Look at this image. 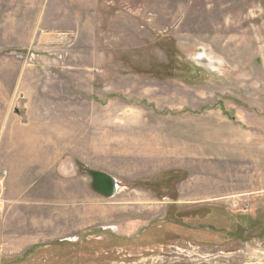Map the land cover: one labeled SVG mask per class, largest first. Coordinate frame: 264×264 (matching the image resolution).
<instances>
[{"label":"rangeland","instance_id":"1","mask_svg":"<svg viewBox=\"0 0 264 264\" xmlns=\"http://www.w3.org/2000/svg\"><path fill=\"white\" fill-rule=\"evenodd\" d=\"M4 123L0 264H264V0H0Z\"/></svg>","mask_w":264,"mask_h":264},{"label":"crops","instance_id":"2","mask_svg":"<svg viewBox=\"0 0 264 264\" xmlns=\"http://www.w3.org/2000/svg\"><path fill=\"white\" fill-rule=\"evenodd\" d=\"M6 126L7 125L4 123L3 127H1V129H0V154H1V156L4 154H9V159L14 160V164L9 163V165L7 166L6 172L8 174L10 173V175H11L12 173L15 174V168L13 166H15V164L17 162L16 156L20 153L25 152L26 150L22 149L21 145L18 146V144H20L22 142L23 137H20L21 136L20 133H16L17 131L15 129V126L14 127L11 126V128L13 129V132L10 134V136H8L9 138H7L6 133L3 136V131L8 127V126L7 127ZM9 127H10V125H9ZM18 128H20L19 125L17 126V129ZM10 178L12 179L13 177H10Z\"/></svg>","mask_w":264,"mask_h":264},{"label":"water","instance_id":"3","mask_svg":"<svg viewBox=\"0 0 264 264\" xmlns=\"http://www.w3.org/2000/svg\"><path fill=\"white\" fill-rule=\"evenodd\" d=\"M92 175L95 179L94 187L97 191L109 197L114 195L116 183L112 176L100 172H92Z\"/></svg>","mask_w":264,"mask_h":264}]
</instances>
